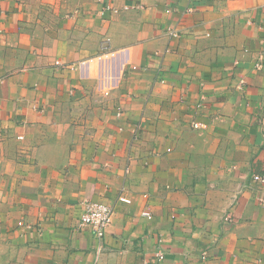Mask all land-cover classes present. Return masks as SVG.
<instances>
[{
  "label": "crops",
  "instance_id": "obj_1",
  "mask_svg": "<svg viewBox=\"0 0 264 264\" xmlns=\"http://www.w3.org/2000/svg\"><path fill=\"white\" fill-rule=\"evenodd\" d=\"M0 264H264V0H0Z\"/></svg>",
  "mask_w": 264,
  "mask_h": 264
},
{
  "label": "built area",
  "instance_id": "obj_2",
  "mask_svg": "<svg viewBox=\"0 0 264 264\" xmlns=\"http://www.w3.org/2000/svg\"><path fill=\"white\" fill-rule=\"evenodd\" d=\"M115 55L116 52H114L111 49L110 39L108 37H105L100 42L99 53H97V55H95L93 58H90L89 60L82 62L80 65L91 62H96L100 64L114 58ZM55 64L60 68L64 67V65L61 64L60 62H56ZM261 67H262V58L258 57L257 62L254 65V68L256 70H259L261 69ZM132 69H136V67L133 66ZM193 127L204 128L206 126L204 124H194ZM253 180L261 181L262 178L258 175H254ZM118 200L124 203L130 202L128 199L123 197H119ZM112 213H113V208L104 203L91 202V201L83 202V209L78 217L75 228L77 230L83 228H90L94 233V236L99 241H101L105 236L108 226L110 224ZM142 215L150 218L149 213H142ZM156 257L158 258V260H162L163 255L161 252H156Z\"/></svg>",
  "mask_w": 264,
  "mask_h": 264
}]
</instances>
